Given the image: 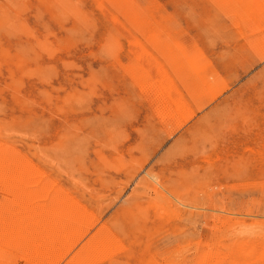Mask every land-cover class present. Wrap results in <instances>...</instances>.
<instances>
[{"label":"rangeland","instance_id":"obj_1","mask_svg":"<svg viewBox=\"0 0 264 264\" xmlns=\"http://www.w3.org/2000/svg\"><path fill=\"white\" fill-rule=\"evenodd\" d=\"M0 264H264V0H0Z\"/></svg>","mask_w":264,"mask_h":264},{"label":"bare ground","instance_id":"obj_2","mask_svg":"<svg viewBox=\"0 0 264 264\" xmlns=\"http://www.w3.org/2000/svg\"><path fill=\"white\" fill-rule=\"evenodd\" d=\"M10 227V226H9Z\"/></svg>","mask_w":264,"mask_h":264}]
</instances>
